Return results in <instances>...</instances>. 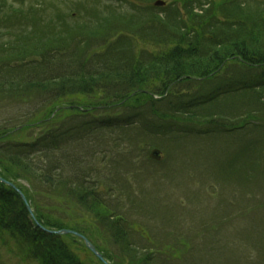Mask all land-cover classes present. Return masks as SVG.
I'll use <instances>...</instances> for the list:
<instances>
[{
	"label": "trees",
	"instance_id": "1",
	"mask_svg": "<svg viewBox=\"0 0 264 264\" xmlns=\"http://www.w3.org/2000/svg\"><path fill=\"white\" fill-rule=\"evenodd\" d=\"M153 1L91 0L50 19L34 7L24 21L15 11L0 16L12 34L0 39V178L48 230L0 181V264L11 243L37 264H86L82 239L51 233L63 230L89 239L108 264H218L225 246L209 232L182 248L178 232L152 243L158 221L178 223L173 203L147 204L133 191L161 165L149 157L157 139L226 147L231 156L215 176L264 193V0ZM28 129L42 130L13 139ZM53 199L85 209L111 244L94 243L61 210L54 217Z\"/></svg>",
	"mask_w": 264,
	"mask_h": 264
},
{
	"label": "rangeland",
	"instance_id": "2",
	"mask_svg": "<svg viewBox=\"0 0 264 264\" xmlns=\"http://www.w3.org/2000/svg\"><path fill=\"white\" fill-rule=\"evenodd\" d=\"M87 3H91V0H0V16L12 14L15 11L13 15L18 16L19 21H24L25 16L33 15L28 10L34 7L37 10L40 9L36 13L38 19L40 16L50 19L57 13L69 15L75 10L76 5L85 6ZM20 11H24L23 15ZM8 29L10 30L5 24L0 25V39L7 40L11 37L12 34L6 31ZM11 29L16 30L14 27ZM40 130H24L21 134H14L13 139L31 140L39 134ZM31 131L34 133L30 137ZM211 142V140L195 138H184L178 143L157 139L154 144L156 146L150 148L149 155L154 149L160 150L161 165L156 167V173L148 177L141 187L133 184V191L137 197L141 196L144 200L147 197V201L145 200L147 204L172 205L173 203L171 210L178 221L176 227L173 225L176 223L174 222L168 228L163 221H158L157 236L161 243H152L165 246L170 237H175L174 233L178 232V235H184L176 237L182 248L185 243L188 245L195 239L198 241L199 231L202 235L204 232H209L225 246L220 259H217L218 264L232 261L233 258L236 259L234 264H238L237 262L264 264V193L260 188L253 189V186L251 189L255 195H252V190H246L243 188L244 185L236 186L235 182L229 184L215 176L217 172L221 173L224 162H227L231 156V150L219 145L211 147ZM187 157L194 159V161L192 159L194 164L191 168H188L184 162ZM153 195L158 199L152 198ZM46 204L50 207L49 210L53 211L54 217L59 218L57 210H61L62 217L69 226L82 230L87 235L90 234L97 245L105 248V242L110 243L101 230L94 228L93 220L85 209L57 199L47 200ZM135 222V228L142 231L147 240L152 241L150 228L144 227L145 224L142 223L143 226L140 225L138 221ZM10 247L1 250L4 264H37L14 255L10 252ZM231 249L233 258L229 259L226 254ZM76 250L86 264H101L82 243H78Z\"/></svg>",
	"mask_w": 264,
	"mask_h": 264
},
{
	"label": "water",
	"instance_id": "3",
	"mask_svg": "<svg viewBox=\"0 0 264 264\" xmlns=\"http://www.w3.org/2000/svg\"><path fill=\"white\" fill-rule=\"evenodd\" d=\"M165 5H166V3L163 2V1H157L155 3L156 7H164ZM150 158L155 160V161H160L161 160V152L159 150H157V149H154L151 152V154H150ZM0 181L5 183V184H7V185H9V186H11V187H13L14 189H17L16 186H14L13 184H11V183H9V182L1 179V178H0ZM19 193L22 196V198L25 201V203H28L26 197L21 192H19ZM28 209L31 212L33 218L35 219L34 213H33L32 209L30 208L29 205H28ZM44 230H46V229H44ZM53 233H55V234H64V235L73 234V235L81 237L85 241L87 247L92 251V253H94L101 261H104L102 256L95 249V247L92 244H90L89 241L87 239H85L84 237H82L81 235H79V234H77V233H75L73 231H69V230H65V231H61V232H53Z\"/></svg>",
	"mask_w": 264,
	"mask_h": 264
}]
</instances>
